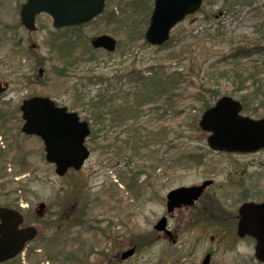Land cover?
I'll return each mask as SVG.
<instances>
[{
    "label": "rangeland",
    "instance_id": "obj_1",
    "mask_svg": "<svg viewBox=\"0 0 264 264\" xmlns=\"http://www.w3.org/2000/svg\"><path fill=\"white\" fill-rule=\"evenodd\" d=\"M25 2L0 0V81L8 85L0 95V207L24 214L23 226L36 227L39 235L6 264H201L207 253L212 264H260L255 242L236 236L235 216L244 202L264 201V149L214 152L209 135L196 131L193 120L199 124L207 100L216 104L210 90L238 101L246 92H235L217 69L239 47L264 46V0H204L159 48L144 35L130 38L138 28L145 34L154 0H108L104 16L76 30H54L43 14L34 33L20 22ZM113 11L123 18L111 16ZM100 35L117 39L118 50H93V60L82 58L85 46ZM55 37L77 41V64L67 67L51 51ZM252 61L264 64V53ZM157 70L184 74L175 101L163 109L146 103L143 113L121 126L107 121L92 128L86 142L90 158L80 171L58 177L45 159L43 141L22 133L20 106L26 99L48 96L91 125V99L102 94L112 103L131 104L141 88L132 78ZM259 104H252L255 113L243 114L260 119ZM134 128L144 133L139 150L130 137ZM160 131L168 138L164 143ZM190 154L198 156L192 161ZM205 181L212 185L201 201L167 213L170 191ZM41 203L46 206L40 215ZM162 217L168 218L171 239L154 229ZM131 248L135 255L123 261Z\"/></svg>",
    "mask_w": 264,
    "mask_h": 264
},
{
    "label": "water",
    "instance_id": "obj_2",
    "mask_svg": "<svg viewBox=\"0 0 264 264\" xmlns=\"http://www.w3.org/2000/svg\"><path fill=\"white\" fill-rule=\"evenodd\" d=\"M107 0H26L22 5L20 21L29 32L37 30L36 18L43 13L53 20L54 30L65 27L86 25L105 11ZM204 0H154L148 29L144 35L151 46H162L171 38L170 34L179 23L188 16L197 13ZM94 49H104L108 53L115 52L117 40L110 35H100L92 39ZM42 76V71H39ZM7 84L0 82V95L7 89ZM24 124L22 132L26 136L39 137L44 142L45 159L55 165L56 174L65 176L70 170L80 171L90 158V151L85 141L91 131L87 122L81 121L79 115L61 107L49 97L36 96L27 99L20 106ZM242 103L232 97H221L213 107L200 118L199 126L209 134L208 147L216 152L252 153L264 149V116L261 119L242 115ZM212 185L205 181L200 186L179 187L167 195V211L169 214L181 207H191L198 201L202 193ZM41 203L38 213L45 208ZM257 212L264 213L262 204L246 203L239 209L237 236H249L256 240L255 256L264 263V218L258 221ZM0 264L16 258L22 253L28 242L39 234L34 226L21 228L24 217L19 212L0 207ZM168 219L162 217L154 227L170 239L172 232L168 230ZM175 243L176 240L173 239ZM131 248L123 253L121 259L128 260L135 254ZM211 255L204 257L202 264L211 263Z\"/></svg>",
    "mask_w": 264,
    "mask_h": 264
},
{
    "label": "trees",
    "instance_id": "obj_3",
    "mask_svg": "<svg viewBox=\"0 0 264 264\" xmlns=\"http://www.w3.org/2000/svg\"><path fill=\"white\" fill-rule=\"evenodd\" d=\"M113 15L115 18H123L121 16L122 14L118 13L116 15V11H113L111 16ZM102 16H104V14ZM144 23L149 24V21L147 22V20H145ZM78 28L80 27H76L74 30ZM142 35H144V31L138 28L131 32L130 38L133 40L135 37L141 38ZM52 41L51 51L57 52L60 58L64 60V63L68 65L67 67H72L78 63L79 56H77V54L79 51L77 41L64 40L62 37H55ZM261 53H264V46L262 45L250 46L247 48L239 47L234 52L226 54V56L221 59V65L217 69L219 77L226 80L228 79L235 87V92L246 91L240 93L239 100L243 104V112H249V114L255 113L258 110L254 108V112H252V104L256 105L258 102L260 103L259 105L264 104V64L258 65L252 61L255 55ZM94 55L95 53L89 44H87L85 49L81 52L82 58L88 56L89 61L93 60ZM61 72L62 70L59 73L63 74V72ZM183 75L181 71H174L173 73L167 74L164 70H157L148 77L143 75L133 77L132 80L141 83V88L134 96V101L131 102V104L130 102H125L126 104L121 105L119 103H112V97L108 98L107 95L99 94L96 98L90 100V106H88L89 109H87L89 115L88 120L92 121L91 125L93 124L92 128H94L95 131L97 126H105L104 123L107 121L112 125L121 126L125 120L132 119L143 113L141 109L144 108L146 103H151L153 105L157 103V106L163 109V105H169L170 102L175 101V95H179L181 83L185 81ZM210 92L213 93V100L218 101V99H220L218 98L219 89L210 90ZM125 97H123L124 101H129L130 98ZM148 98L149 100H147ZM206 102L207 103L204 105L205 111L213 106L208 100ZM193 127L196 131H201L196 119L193 120ZM160 133L162 135L161 141H167L168 138L167 136V139L165 138L164 132L160 131L159 134ZM143 134L144 133L138 128L132 129L130 133L131 139L133 141L135 140L134 145L136 150H139L141 147L140 143ZM156 134L157 133H155V135ZM155 135L153 136V140H155ZM197 156L196 154H190L189 159L193 161ZM57 246L58 245H54L51 248L56 249Z\"/></svg>",
    "mask_w": 264,
    "mask_h": 264
},
{
    "label": "flooded vegetation",
    "instance_id": "obj_4",
    "mask_svg": "<svg viewBox=\"0 0 264 264\" xmlns=\"http://www.w3.org/2000/svg\"><path fill=\"white\" fill-rule=\"evenodd\" d=\"M210 188H211V187H210ZM207 190H208V189H207ZM207 190H206V191H207ZM206 191L202 194L203 196L201 197V199H202L203 197H205V195H206V194H205ZM201 199H200L199 201H201ZM199 201H198V202H199ZM198 202H197V203H198ZM263 202H264V201H263ZM263 202H261V203H263ZM197 203H196V204H197ZM245 203H249V202H244V204H245ZM196 204H195V205H196ZM244 204H243V205H244ZM243 205H242V206H243ZM237 214H238V213H237ZM256 214H257V216H256L257 218H256V219H257L258 221H260L261 219L264 218V213L257 212ZM235 217H236V218H235V223H236V225H237V224H238V221H239V214H238L237 216H235ZM237 226H238V225H237ZM247 238H248V237H247ZM248 239H251V238H248ZM251 240H252V239H251ZM253 241H254V240H253ZM254 242H255V241H254ZM211 264H212V262H211Z\"/></svg>",
    "mask_w": 264,
    "mask_h": 264
}]
</instances>
